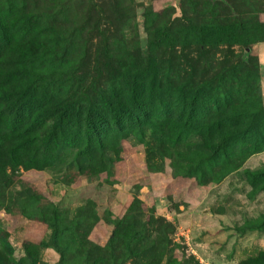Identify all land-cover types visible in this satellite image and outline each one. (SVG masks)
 Segmentation results:
<instances>
[{"label": "rangeland", "instance_id": "374dc122", "mask_svg": "<svg viewBox=\"0 0 264 264\" xmlns=\"http://www.w3.org/2000/svg\"><path fill=\"white\" fill-rule=\"evenodd\" d=\"M55 223L95 264H264V0H0V255L85 262Z\"/></svg>", "mask_w": 264, "mask_h": 264}, {"label": "trees", "instance_id": "16d2710c", "mask_svg": "<svg viewBox=\"0 0 264 264\" xmlns=\"http://www.w3.org/2000/svg\"><path fill=\"white\" fill-rule=\"evenodd\" d=\"M59 231H60V226H58L57 223H55L53 226V239L55 241H52V243L54 244L56 249L60 252L61 263L64 261L62 249L68 250V251L73 250V252L74 251L82 252L85 255V260H84L85 262L82 261V263H80V264H95L96 263V261H92L90 259V256L101 255L102 251L98 247V245H94L93 242L90 240L83 241L81 238H79L77 240L75 239L76 241H72V243H74L73 245H72V243L70 244V241H69V242H66V244L60 248V246H59L60 241L56 240L58 237ZM127 251H129V249ZM93 260H95V259L93 258ZM0 264H16V263L13 261V259L9 255L3 254V256L0 255ZM112 264H114V263L112 262Z\"/></svg>", "mask_w": 264, "mask_h": 264}]
</instances>
